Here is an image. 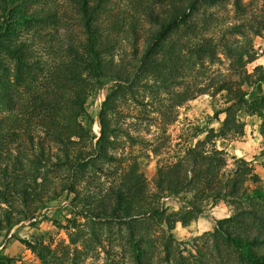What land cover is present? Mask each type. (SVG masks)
Segmentation results:
<instances>
[{
  "label": "trees",
  "instance_id": "obj_1",
  "mask_svg": "<svg viewBox=\"0 0 264 264\" xmlns=\"http://www.w3.org/2000/svg\"><path fill=\"white\" fill-rule=\"evenodd\" d=\"M260 1L0 0V248L66 195L70 244L23 241L42 264H264L262 179L217 146L244 136L243 116L260 118L264 137V67L248 69ZM106 82L98 138L88 101ZM207 95L223 97L225 119L180 153L168 129ZM136 146L161 158L155 192ZM172 196L177 211L162 202ZM218 202L233 215L181 250L177 226Z\"/></svg>",
  "mask_w": 264,
  "mask_h": 264
},
{
  "label": "rangeland",
  "instance_id": "obj_2",
  "mask_svg": "<svg viewBox=\"0 0 264 264\" xmlns=\"http://www.w3.org/2000/svg\"><path fill=\"white\" fill-rule=\"evenodd\" d=\"M248 1H252L253 5H261L260 0ZM263 42L264 39L261 38L254 40L257 61L248 67L249 71H252L255 66L261 65L258 64V61L264 58V47L260 46ZM262 66L264 67V65ZM112 85L113 83L106 82L104 88L88 101L89 112L96 121L93 130L98 138L100 137L98 116L104 98ZM249 92L248 101H253L259 97L256 88L249 89ZM223 108V97L218 96L214 98L207 95L199 97L179 109L178 122L168 129V136L171 139L172 145H176V150L181 153L185 147L195 144V136L199 135V138H203L210 129L219 130L225 119V115L219 114V111ZM242 118L246 122L244 136L231 140H220L217 142V146L220 150L224 151L223 156L228 160L229 165H232L233 157L248 161L261 177L262 186L264 187V137L260 133L262 120L258 117L243 116ZM129 123L135 122L134 120L133 122L129 120ZM147 127L148 124L146 123L141 125L140 129L146 132ZM154 132L155 128L152 127L151 133L153 134ZM151 138L152 136L148 137V139ZM131 153L137 156L144 155V157H148L147 160H144L147 163L145 173L150 190L155 192L154 176L161 158L149 153L143 146H136ZM69 201V198L63 195L49 203L42 210L39 219L23 222L10 230V233L6 234L5 242L0 248L1 255L12 259V264H42L37 256L23 244V241H40L49 245L52 249L68 246L70 240L68 232L64 227L68 225L67 220L73 218L72 212L68 207ZM178 201V198L172 196L163 199L162 202L171 211H177L179 208ZM248 205L245 204L244 206ZM235 208L236 204L233 202H218L189 227L184 228L178 225L174 232L178 246L181 250L191 251L194 242L205 235L213 234L217 228L216 222L233 215ZM124 264L131 263L128 259H125Z\"/></svg>",
  "mask_w": 264,
  "mask_h": 264
},
{
  "label": "crops",
  "instance_id": "obj_3",
  "mask_svg": "<svg viewBox=\"0 0 264 264\" xmlns=\"http://www.w3.org/2000/svg\"><path fill=\"white\" fill-rule=\"evenodd\" d=\"M260 46H263V47H264V42L261 43ZM258 64L264 65V58L260 59V60L258 61Z\"/></svg>",
  "mask_w": 264,
  "mask_h": 264
}]
</instances>
